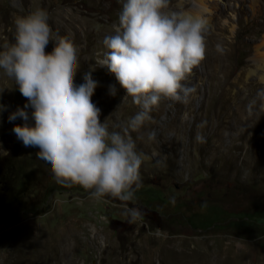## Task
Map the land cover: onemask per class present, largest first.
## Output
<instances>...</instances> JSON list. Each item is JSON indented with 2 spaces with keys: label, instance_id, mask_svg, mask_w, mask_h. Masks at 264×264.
Masks as SVG:
<instances>
[{
  "label": "rangeland",
  "instance_id": "374dc122",
  "mask_svg": "<svg viewBox=\"0 0 264 264\" xmlns=\"http://www.w3.org/2000/svg\"><path fill=\"white\" fill-rule=\"evenodd\" d=\"M213 1L214 8L227 5L219 23L228 25L222 37L236 49L230 58L221 48L206 51L182 81L195 89L187 101L162 98L151 120L129 130L142 161L129 201L96 199L55 181L39 149L12 131L34 126L32 109H25L28 121H9L28 101L0 69V264H199L203 257L206 264H264V79L245 67L258 41L248 36V11L237 15V0ZM36 9L75 46L74 84L91 70L100 122L123 135L140 108L114 74L96 65L122 0H0V50L14 42L15 18ZM130 210L138 211L135 220Z\"/></svg>",
  "mask_w": 264,
  "mask_h": 264
},
{
  "label": "clouds",
  "instance_id": "9594fccd",
  "mask_svg": "<svg viewBox=\"0 0 264 264\" xmlns=\"http://www.w3.org/2000/svg\"><path fill=\"white\" fill-rule=\"evenodd\" d=\"M170 2L122 0L114 34L103 40L108 51L96 65L114 74L140 108L123 135L109 133L100 122V109L91 100L96 88L91 70L84 74V83L74 84L77 50L66 37L53 33L47 13L36 9L15 18L14 42L0 50V69L28 103L8 119L28 121L25 109L31 107L34 126L14 125L12 131L25 147L39 149L37 158L50 165L58 184L78 185L96 199H132L142 161L129 130L138 131L151 120L150 112L162 98L186 102L195 89L182 81L206 53V21L170 10ZM50 43L52 50L46 52ZM110 94L115 95L114 87ZM149 139H155V133ZM197 140L204 142L201 136ZM130 215L135 220L139 213L130 210Z\"/></svg>",
  "mask_w": 264,
  "mask_h": 264
},
{
  "label": "bare ground",
  "instance_id": "6f19581e",
  "mask_svg": "<svg viewBox=\"0 0 264 264\" xmlns=\"http://www.w3.org/2000/svg\"><path fill=\"white\" fill-rule=\"evenodd\" d=\"M173 3L172 11L184 12L197 16L206 21L207 38L206 51L213 53L219 50L223 52L225 58H230L231 53L236 49L235 44L232 40H224L222 35L227 31L228 25L219 23L223 15L225 6H217L214 8L213 0H171ZM170 2V3H171ZM237 15L239 12L248 11L247 21L250 22L249 37L257 40L254 47V54L248 59L245 67L250 73H254L259 79H264V0H237ZM213 10V11H211ZM245 10V11H244ZM238 16L232 21L228 22L231 24H238ZM237 29V28H236ZM235 37V36H234ZM221 41L223 47H212L214 41ZM245 69V70H246ZM156 254V250H149L147 255L151 257ZM207 257H203L199 264H206Z\"/></svg>",
  "mask_w": 264,
  "mask_h": 264
},
{
  "label": "trees",
  "instance_id": "16d2710c",
  "mask_svg": "<svg viewBox=\"0 0 264 264\" xmlns=\"http://www.w3.org/2000/svg\"><path fill=\"white\" fill-rule=\"evenodd\" d=\"M11 175H12V176H14V174H13V173H12ZM14 189H15V191H14V192H16L17 188H14ZM16 194H17V193H16Z\"/></svg>",
  "mask_w": 264,
  "mask_h": 264
}]
</instances>
